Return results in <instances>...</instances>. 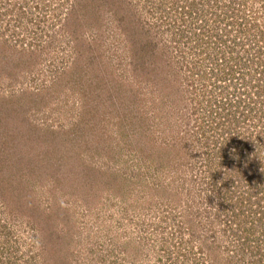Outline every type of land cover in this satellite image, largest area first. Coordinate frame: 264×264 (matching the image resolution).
Segmentation results:
<instances>
[{
	"label": "rangeland",
	"instance_id": "rangeland-1",
	"mask_svg": "<svg viewBox=\"0 0 264 264\" xmlns=\"http://www.w3.org/2000/svg\"><path fill=\"white\" fill-rule=\"evenodd\" d=\"M239 37L264 0H0V264H264Z\"/></svg>",
	"mask_w": 264,
	"mask_h": 264
},
{
	"label": "trees",
	"instance_id": "trees-1",
	"mask_svg": "<svg viewBox=\"0 0 264 264\" xmlns=\"http://www.w3.org/2000/svg\"><path fill=\"white\" fill-rule=\"evenodd\" d=\"M200 40V39H198ZM238 40V42H237ZM240 37L236 38L234 43L228 48L225 42L222 43L221 52H215L216 54L222 53L221 57L215 59L216 61V72L215 75L224 74V80H227L228 76H237L232 77V79L237 78L241 79L242 82L240 84L244 87L243 92L240 93L239 99L236 103H230V109L232 107L240 108L241 105L247 102H250V106L252 107V113L255 117H258L259 121H264V102L262 100H257L258 98H262L264 93V81L259 83L258 77H263L264 79V57L260 58L258 55L252 56L249 53V50H241L237 49L240 46H245L243 41H240ZM202 41V40H201ZM218 49V48H217ZM219 50V49H218ZM223 71V72H222ZM241 76V77H240ZM243 78V79H242ZM231 79L230 82L233 80ZM237 89V88H236ZM252 92V97L251 94ZM245 94V95H244ZM247 98H250L249 101H244ZM252 100V101H250ZM225 105V104H223ZM230 109L227 111L226 115L229 119L231 116ZM248 115H250V111H246ZM212 116L210 115V118ZM213 118H216L215 116ZM216 124V123H215ZM214 124V125H215Z\"/></svg>",
	"mask_w": 264,
	"mask_h": 264
}]
</instances>
